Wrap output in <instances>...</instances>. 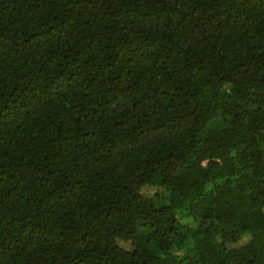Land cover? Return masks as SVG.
Wrapping results in <instances>:
<instances>
[{
    "label": "trees",
    "instance_id": "trees-1",
    "mask_svg": "<svg viewBox=\"0 0 264 264\" xmlns=\"http://www.w3.org/2000/svg\"><path fill=\"white\" fill-rule=\"evenodd\" d=\"M0 264H264V0H0Z\"/></svg>",
    "mask_w": 264,
    "mask_h": 264
}]
</instances>
